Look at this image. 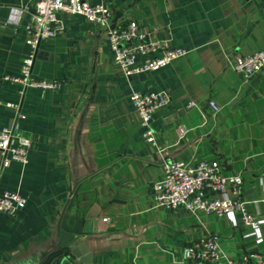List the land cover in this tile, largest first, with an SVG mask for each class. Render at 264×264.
I'll return each mask as SVG.
<instances>
[{"label": "crops", "instance_id": "0c3cea01", "mask_svg": "<svg viewBox=\"0 0 264 264\" xmlns=\"http://www.w3.org/2000/svg\"><path fill=\"white\" fill-rule=\"evenodd\" d=\"M82 1L104 4L112 24L135 22L149 40L187 54L126 77L97 24L62 16L63 32L40 44L33 63L34 76L60 88L20 96L15 85L0 87V129L31 141L25 166H3L0 153V194L26 200L15 217L0 214V264L37 263L54 247L61 218L69 229L81 224L88 264H179L206 234L229 259L264 260V71L244 79L231 67L264 49V0ZM31 7L0 0V76L19 72ZM133 91L169 97L152 117L154 146L142 138ZM202 161L223 177L241 176L245 209L262 221L259 242L239 221L154 206L163 164Z\"/></svg>", "mask_w": 264, "mask_h": 264}, {"label": "built area", "instance_id": "2783aa9c", "mask_svg": "<svg viewBox=\"0 0 264 264\" xmlns=\"http://www.w3.org/2000/svg\"><path fill=\"white\" fill-rule=\"evenodd\" d=\"M30 1L31 15L24 26L27 52L21 59L16 75L0 76V87L3 84L15 85L20 96L27 89L53 91L60 88L57 81L34 76L33 63L40 44L63 32L65 25L62 16H80L97 24L105 33L113 64L126 77L159 71L187 54L184 49L169 46L167 41L149 40L148 35L135 22L119 26L112 24V11L104 4H89L82 0ZM231 67L244 79L263 72L264 49L236 57ZM129 100L138 115L143 140L154 146L152 117L156 111L168 105V95L163 92L133 91ZM193 105L189 103L188 107ZM209 105L217 111L214 103ZM6 106L17 107L12 103H7ZM30 147V139L19 131L0 129L3 166H7L8 162L25 166L28 163ZM162 167L163 178L152 187L155 207L167 211L182 208L191 214L201 211L205 215L228 218L233 223L239 221L256 241H260L259 229L262 221L254 218L245 209V202L240 197V175L223 177L220 175L219 165H209L203 161L193 166L174 162L163 164ZM25 204V198L17 192L5 191L0 194V214L8 218L15 217ZM179 264H264V260L259 253H252L239 260L229 259L220 248L219 238L214 234H206L185 249Z\"/></svg>", "mask_w": 264, "mask_h": 264}, {"label": "water", "instance_id": "95a60500", "mask_svg": "<svg viewBox=\"0 0 264 264\" xmlns=\"http://www.w3.org/2000/svg\"><path fill=\"white\" fill-rule=\"evenodd\" d=\"M138 76L144 77V73H140ZM56 232L58 239L54 247L35 264H75V261L80 264H88L89 257L85 256V246L83 243H78V240L83 236L81 224L76 221L74 228L69 229L61 218L57 224Z\"/></svg>", "mask_w": 264, "mask_h": 264}]
</instances>
